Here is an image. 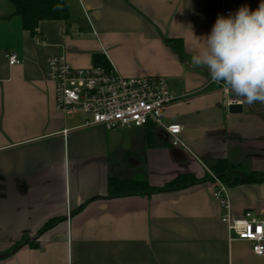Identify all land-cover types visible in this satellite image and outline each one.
Instances as JSON below:
<instances>
[{
	"label": "crops",
	"instance_id": "crops-1",
	"mask_svg": "<svg viewBox=\"0 0 264 264\" xmlns=\"http://www.w3.org/2000/svg\"><path fill=\"white\" fill-rule=\"evenodd\" d=\"M61 1L69 20L33 34L0 0V264H264L248 242L229 240L212 198L222 160L264 176V103L229 113L234 94L190 62L218 16L261 0ZM9 54L20 64L9 65ZM57 55L74 68L166 78L177 98L166 121L182 126L181 146L149 127L107 131L57 112L47 79ZM185 177L212 180L110 196L111 179L162 189ZM227 196L235 216L264 219V181Z\"/></svg>",
	"mask_w": 264,
	"mask_h": 264
},
{
	"label": "built area",
	"instance_id": "built-area-1",
	"mask_svg": "<svg viewBox=\"0 0 264 264\" xmlns=\"http://www.w3.org/2000/svg\"><path fill=\"white\" fill-rule=\"evenodd\" d=\"M230 13L234 14L225 10L223 16ZM7 58L11 66L20 64L15 54H9ZM47 79L54 84L57 112L71 119L86 116L89 119L83 127H102L107 131L149 127L172 148L181 146L182 126L166 121L167 108L177 100L166 78H127L113 66L74 68L65 56L57 55L47 60ZM230 92L224 88L226 96ZM233 103L243 104L232 101L227 105ZM63 133L67 135L69 130ZM214 180L218 185L212 198L220 207V222L225 226L229 240L248 242L256 256H264V219L251 212L235 216L227 187L215 177Z\"/></svg>",
	"mask_w": 264,
	"mask_h": 264
},
{
	"label": "clouds",
	"instance_id": "clouds-1",
	"mask_svg": "<svg viewBox=\"0 0 264 264\" xmlns=\"http://www.w3.org/2000/svg\"><path fill=\"white\" fill-rule=\"evenodd\" d=\"M203 38L191 64L206 68L237 103H264V0L255 10L244 5L234 14L218 16Z\"/></svg>",
	"mask_w": 264,
	"mask_h": 264
},
{
	"label": "trees",
	"instance_id": "trees-1",
	"mask_svg": "<svg viewBox=\"0 0 264 264\" xmlns=\"http://www.w3.org/2000/svg\"><path fill=\"white\" fill-rule=\"evenodd\" d=\"M9 2L15 8V15L22 20L24 29L33 34L36 33L42 22L69 20V10L61 0H9ZM213 175L227 188L264 181V176L248 174L239 166L231 165L226 160L220 161L213 170ZM209 179L212 180V177L203 180L179 178L162 189L153 188L147 183L111 179L110 196H153L165 192L185 190L205 183ZM54 225V222L48 224L42 232L51 229Z\"/></svg>",
	"mask_w": 264,
	"mask_h": 264
},
{
	"label": "water",
	"instance_id": "water-1",
	"mask_svg": "<svg viewBox=\"0 0 264 264\" xmlns=\"http://www.w3.org/2000/svg\"><path fill=\"white\" fill-rule=\"evenodd\" d=\"M228 111L231 114H240L243 111V106L242 105H238L236 103H233V104L228 106Z\"/></svg>",
	"mask_w": 264,
	"mask_h": 264
},
{
	"label": "rangeland",
	"instance_id": "rangeland-1",
	"mask_svg": "<svg viewBox=\"0 0 264 264\" xmlns=\"http://www.w3.org/2000/svg\"><path fill=\"white\" fill-rule=\"evenodd\" d=\"M79 116H80L79 118H81V119H83V120H84V119H85V120L87 119V117L84 116V115H79Z\"/></svg>",
	"mask_w": 264,
	"mask_h": 264
}]
</instances>
